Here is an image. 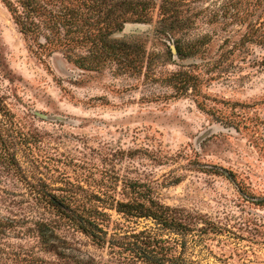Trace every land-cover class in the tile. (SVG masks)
<instances>
[{
	"label": "rangeland",
	"instance_id": "374dc122",
	"mask_svg": "<svg viewBox=\"0 0 264 264\" xmlns=\"http://www.w3.org/2000/svg\"><path fill=\"white\" fill-rule=\"evenodd\" d=\"M162 1L114 33L146 49L126 67L95 58L98 26L26 35L0 0V264H155L149 237L165 264H264V0H178L172 36ZM180 71L196 82L183 96ZM137 183L191 230L117 211Z\"/></svg>",
	"mask_w": 264,
	"mask_h": 264
},
{
	"label": "trees",
	"instance_id": "16d2710c",
	"mask_svg": "<svg viewBox=\"0 0 264 264\" xmlns=\"http://www.w3.org/2000/svg\"><path fill=\"white\" fill-rule=\"evenodd\" d=\"M10 12L14 16L16 23L19 25L21 31L26 35H40V22L43 21L48 27L54 29L56 35L63 34L64 39L73 40L79 30L84 28L87 34H90V27H99L92 39L94 45L99 49L93 52L96 59H113L119 64L126 67H132L135 59L141 55L145 58L146 49L136 50V45L131 44L125 40L115 39L113 37L116 30L120 28L127 17H135L138 20H146L150 15V8L155 0H83L80 1L79 7H86L87 11L94 12L92 17H88V13L82 12L77 7V3H69L63 7L61 13H54L52 10H47L46 0H2ZM178 0H163L161 4V12L163 19L160 21L163 28H170L171 31L163 30V33L172 36L176 31L173 27L175 21H171L173 17L178 16ZM40 21V22H39ZM168 21V22H167ZM171 21V22H170ZM104 24V27H101ZM264 24V21H263ZM171 25V26H170ZM170 26V27H169ZM178 26V25H177ZM42 33V32H41ZM93 33V32H91ZM176 50L181 57H188L192 52L188 47H184L182 43L177 40ZM98 61V60H97ZM77 63V59H75ZM83 67L90 66L84 61L79 63ZM170 84L173 85L177 93L182 96L190 88L196 87L194 77L186 71H180L173 74L169 78ZM143 184H134L133 193L135 197L128 201H119L117 211L127 216L138 218H153L165 228L173 231L187 233L191 230L189 222L195 221V217L191 213H186L180 209L164 205L151 196L147 190L143 189ZM51 203L57 208H60V201L58 199H51ZM264 203V199L259 201ZM98 228L96 221L82 216H77V228L88 234L91 237H98L94 228ZM150 240L145 239L142 243L145 246L140 247L143 254H148L147 257L152 263L165 264L164 259L159 258L156 254H150L151 250L164 248L157 240L149 237ZM173 264H182L176 261Z\"/></svg>",
	"mask_w": 264,
	"mask_h": 264
}]
</instances>
